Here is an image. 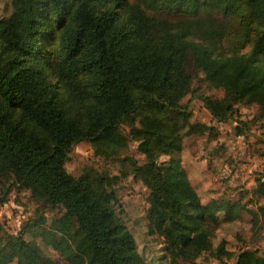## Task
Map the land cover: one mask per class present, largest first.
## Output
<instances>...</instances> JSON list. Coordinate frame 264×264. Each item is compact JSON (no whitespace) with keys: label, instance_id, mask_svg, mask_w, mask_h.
I'll return each instance as SVG.
<instances>
[{"label":"trees","instance_id":"obj_1","mask_svg":"<svg viewBox=\"0 0 264 264\" xmlns=\"http://www.w3.org/2000/svg\"><path fill=\"white\" fill-rule=\"evenodd\" d=\"M11 6L0 16V178L71 214L70 230L58 238L69 264H149L116 211L109 178L71 174L68 152L81 140L122 145L123 123L148 149L178 152L194 44H205L218 27L217 55L243 74L264 72V0H11ZM160 9L180 17H159ZM240 87L201 99L215 119L227 120ZM257 117L264 119V101ZM195 128L210 126L194 123L187 131ZM169 161L178 173L179 158ZM252 191L264 195V178ZM184 207L185 222L166 203L151 207L168 264L178 258L191 264L203 251L229 256L223 241L212 243L216 211ZM259 208L264 214V204ZM16 243L27 258L18 264H54L34 241L19 235ZM236 264H264V250L239 251Z\"/></svg>","mask_w":264,"mask_h":264},{"label":"rangeland","instance_id":"obj_2","mask_svg":"<svg viewBox=\"0 0 264 264\" xmlns=\"http://www.w3.org/2000/svg\"><path fill=\"white\" fill-rule=\"evenodd\" d=\"M11 10V0H0V16ZM157 15L180 17L168 9H160ZM221 44L220 29L214 27L205 44L196 42L193 46L192 62L186 66L192 78L180 99L189 116L178 152L163 154L148 149L130 136L129 126L123 123L120 130L126 142L122 145L81 140L71 146L65 161L66 170L75 176L88 171L109 178L108 186L117 196L116 211L149 264L169 262L164 238L153 223L156 210L151 212V207L162 203L179 210L182 222L187 221L189 210L184 205L188 203L194 212L202 204L216 211V220L211 222L212 243L215 246L223 241L230 255L217 257L203 251L191 264H236L239 251L264 250V214L259 208L264 204V195L252 191L256 181L264 178V119L257 117L264 101V72L243 74L239 65L227 64L216 53ZM238 84L241 100L234 103L232 116L215 119L201 95L220 98L226 89L234 92ZM201 122L210 128L187 131ZM237 126L242 133H237ZM171 156L180 160L181 170L176 174L169 161ZM72 223L71 214L61 205L46 204L13 179L0 178V264L27 261L16 243L19 235L34 241L54 264H69L58 238L70 230ZM178 260L179 264L189 263Z\"/></svg>","mask_w":264,"mask_h":264}]
</instances>
